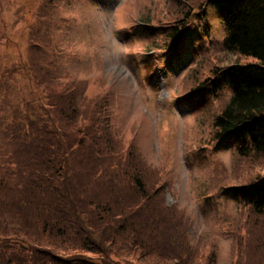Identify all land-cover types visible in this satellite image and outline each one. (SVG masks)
I'll return each instance as SVG.
<instances>
[{"label": "rangeland", "instance_id": "rangeland-1", "mask_svg": "<svg viewBox=\"0 0 264 264\" xmlns=\"http://www.w3.org/2000/svg\"><path fill=\"white\" fill-rule=\"evenodd\" d=\"M203 1L0 0V73H9L0 85L44 96L35 85H43L47 70L57 85L81 87L80 110L98 106L103 122L97 128L105 124L113 135V167L132 159L150 190L163 189L167 209L159 218L175 222L185 237L183 253L175 247L171 254L203 264L199 258L215 244L217 264H235V252L237 260L248 255L249 235L252 253L260 242L264 216L251 221L250 208L223 189L264 174V157L239 158L236 137L212 139V121L231 95L230 78L220 79L216 95L191 91L206 85L212 68L252 58L224 49V22L212 5L200 6ZM182 28L171 45L175 37L168 36ZM111 191L100 192L110 197ZM16 249L24 254L26 248L0 235V264H23L22 254L12 256ZM170 250L152 251L165 256ZM107 256L122 262L111 248ZM58 257V264H105L97 254L66 246Z\"/></svg>", "mask_w": 264, "mask_h": 264}, {"label": "trees", "instance_id": "trees-1", "mask_svg": "<svg viewBox=\"0 0 264 264\" xmlns=\"http://www.w3.org/2000/svg\"><path fill=\"white\" fill-rule=\"evenodd\" d=\"M199 5H212L223 20L225 50L252 58L212 68L206 85H199L216 92L222 77L233 83L228 103L214 117L212 139L236 137L239 158L264 157V0H204ZM183 29L168 36L175 37L171 45ZM44 72L43 85H35L44 96L31 98L20 85H0V235L26 248L12 256L22 254L23 264H58L66 246L113 264L107 256L111 248L122 261L118 264H186L183 254L170 250L181 249L184 235L175 222L159 218L167 209L163 189L150 190L132 159L113 167V135L105 124L97 128L103 122L98 106L80 110L81 87L57 85L56 77ZM0 77L9 73L2 71ZM110 189V197L100 192ZM223 190L250 208L251 221L264 216V174L257 171L248 182ZM253 239L249 235L244 243L246 258L233 254L235 264H264V234L252 253ZM160 246L169 254H153ZM212 248L199 258L203 264H217L215 244Z\"/></svg>", "mask_w": 264, "mask_h": 264}]
</instances>
